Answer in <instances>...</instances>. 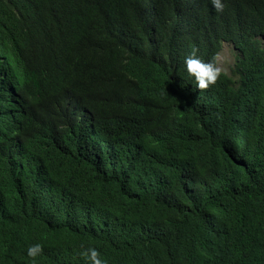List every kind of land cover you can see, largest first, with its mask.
<instances>
[{
	"label": "trees",
	"instance_id": "obj_1",
	"mask_svg": "<svg viewBox=\"0 0 264 264\" xmlns=\"http://www.w3.org/2000/svg\"><path fill=\"white\" fill-rule=\"evenodd\" d=\"M156 2L136 17L124 0H0V62L7 48L53 63L55 91L91 113L70 140L33 112L19 138L0 133V264H33L11 256L12 233L25 248L48 237L36 264H89L90 247L108 264H264V0ZM224 42L230 73L196 88L184 57Z\"/></svg>",
	"mask_w": 264,
	"mask_h": 264
},
{
	"label": "clouds",
	"instance_id": "obj_2",
	"mask_svg": "<svg viewBox=\"0 0 264 264\" xmlns=\"http://www.w3.org/2000/svg\"><path fill=\"white\" fill-rule=\"evenodd\" d=\"M6 1L12 5L20 6L27 0H18L19 2L17 0ZM124 1L128 10L136 17L147 13L150 6L157 3L156 0ZM174 1L176 0H165L167 3ZM211 4L218 13L223 12L226 7L225 0H211ZM187 17H191V15L175 12L172 15V22L176 24L181 19ZM22 40H25L28 45L43 49L42 39H39L37 35L26 33ZM6 52L12 62L6 60L0 62V133L5 131L13 137L19 138L26 128L30 113L33 112L34 115L41 116L46 122L50 123L48 127L50 133H56L64 139L70 140L73 138L72 135L77 133L82 119L86 116H91L88 105L79 93L72 89H66L61 92L55 91L57 71L53 63L51 66L46 64L43 69H33L29 66V62L21 55L12 53L7 48ZM197 52L198 49L193 48L184 57V69L187 77L192 80L196 88L200 90L208 89L217 83L224 74V69L221 66L219 53L215 54L210 60L204 61L198 56ZM20 88L23 89V92L18 91L17 94H22L26 101L19 99L17 94H13V99L15 100H11V92ZM7 91H9V94L4 95ZM35 98L37 99L35 100ZM40 98H42V101ZM13 102L23 104V115L21 117L19 115L16 116V119L20 120L18 124L9 117V112H12L11 110L16 108ZM32 124L33 121H29V125ZM92 125L96 135L104 130L103 126H99L93 121ZM109 135L110 133L106 136ZM12 237L17 242V247L11 256L17 258L20 253L26 252L27 257L32 259L33 264H36V258L43 252V248L48 242L47 237L44 243H34L25 248L13 233ZM58 244L61 247V251L66 252H72V247L75 245L73 239H65ZM82 255L89 264H108V261L102 258V254L95 247L85 250Z\"/></svg>",
	"mask_w": 264,
	"mask_h": 264
},
{
	"label": "rangeland",
	"instance_id": "obj_3",
	"mask_svg": "<svg viewBox=\"0 0 264 264\" xmlns=\"http://www.w3.org/2000/svg\"><path fill=\"white\" fill-rule=\"evenodd\" d=\"M237 49L230 42H224L221 51L219 52L221 66L224 72L230 73L238 56Z\"/></svg>",
	"mask_w": 264,
	"mask_h": 264
},
{
	"label": "bare ground",
	"instance_id": "obj_4",
	"mask_svg": "<svg viewBox=\"0 0 264 264\" xmlns=\"http://www.w3.org/2000/svg\"><path fill=\"white\" fill-rule=\"evenodd\" d=\"M127 12V11H126ZM28 231V230H27ZM16 250V249H15Z\"/></svg>",
	"mask_w": 264,
	"mask_h": 264
}]
</instances>
